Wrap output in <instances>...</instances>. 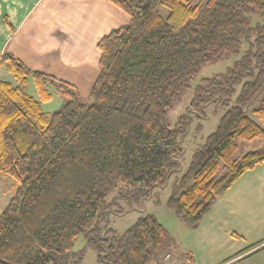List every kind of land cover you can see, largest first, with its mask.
Returning <instances> with one entry per match:
<instances>
[{"label":"trees","instance_id":"obj_1","mask_svg":"<svg viewBox=\"0 0 264 264\" xmlns=\"http://www.w3.org/2000/svg\"><path fill=\"white\" fill-rule=\"evenodd\" d=\"M108 1L129 19L97 41L88 102L73 84L0 53L15 81L0 80V175L17 181L0 212V264H78L86 249L95 264H148L169 247V233L151 212L117 231L109 222L125 211L114 209L117 199L129 209L151 197L158 205L155 189L173 176L163 205L194 228L242 173L264 163V143L241 149L264 142V0ZM242 42L240 58L201 78L171 125L168 109L198 66ZM28 76L37 98L26 93ZM50 84L62 102L46 113ZM209 103L223 112L178 175L180 140ZM77 235L84 244L73 251Z\"/></svg>","mask_w":264,"mask_h":264},{"label":"crops","instance_id":"obj_2","mask_svg":"<svg viewBox=\"0 0 264 264\" xmlns=\"http://www.w3.org/2000/svg\"><path fill=\"white\" fill-rule=\"evenodd\" d=\"M123 19L108 0H0V53L89 92L97 41ZM153 199L143 205L172 233L148 264H264V163L242 173L194 228L165 208L166 197Z\"/></svg>","mask_w":264,"mask_h":264},{"label":"rangeland","instance_id":"obj_3","mask_svg":"<svg viewBox=\"0 0 264 264\" xmlns=\"http://www.w3.org/2000/svg\"><path fill=\"white\" fill-rule=\"evenodd\" d=\"M123 14V24L127 23L129 15L124 12L123 10L119 9ZM162 16H165L167 14V10L160 7L159 9ZM251 23H255L256 21L260 20V16L258 14H250ZM247 47V44L245 42H242L239 50L237 53L233 54H224L218 58H216L213 61L202 63L198 66L195 75L188 81L189 87L184 89L183 93L180 96L179 101L175 102L173 106L168 109L167 112V120L172 125L176 118L184 113L186 111L187 106L189 105L190 99L192 97V88L196 83L200 81L203 77H210L214 76L216 74L224 72L227 68L231 67L233 63L240 58V56L243 54ZM0 80H6L10 81L13 84H15V81L13 77L4 69L3 66L0 67ZM47 89L51 93L52 97L50 100L41 102V110L46 113H51L58 109L62 102L61 93L60 91L53 85H48ZM26 93L29 96H32L33 98L38 97V93L36 90V87L33 83V80L31 76H28V80L26 83ZM79 96L83 102H88V90L85 92L79 91ZM258 101V98L255 100V102L248 108L251 110V107H253ZM204 116L205 118H201L197 120L196 118L193 119V122L190 124L188 132L181 138L180 145H181V155H179V162L181 165V170L177 172L178 175L181 174L183 169L186 167L187 163L189 162L190 155L193 152V150L203 142V139L212 131H214L218 119L223 112V110L219 107H215L214 104L209 103L204 107ZM193 116V113H192ZM252 118L260 123L259 119L255 115H251ZM197 123L202 124L203 128L201 132L195 131V126ZM264 142H252L250 144H244L241 149L246 150L250 148V146H258L262 145ZM173 176L168 180L165 186L163 187H157L155 189V192H158L159 199L167 198L169 189H170V183L172 182ZM17 186V181L14 177L8 176V175H0V212L3 210L9 199L14 193V190ZM154 198V197H151ZM155 199H153L154 202ZM118 205H115L114 209L117 211H124V213L116 215L113 213L109 214V222L110 226H112L114 229H116L119 232H122L127 226H129L139 215L144 214L145 212H148L147 206H149V203L140 204L138 206H134L133 208L129 209V206L121 201L120 199H117L116 201ZM168 210V209H167ZM120 213V212H119ZM160 218L162 219L164 223V227L166 228L167 232L170 234L172 233L170 223L165 220L160 215ZM171 235V234H170ZM84 244V240L81 235H77L73 239V251L79 250ZM78 264H95V253L90 250L86 249L84 252L82 259Z\"/></svg>","mask_w":264,"mask_h":264}]
</instances>
